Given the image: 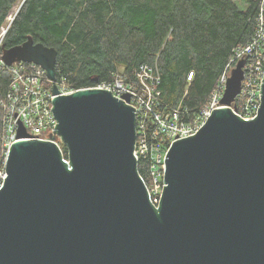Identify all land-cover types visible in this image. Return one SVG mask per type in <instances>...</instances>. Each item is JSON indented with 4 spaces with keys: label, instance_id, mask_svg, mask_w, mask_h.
I'll list each match as a JSON object with an SVG mask.
<instances>
[{
    "label": "water",
    "instance_id": "obj_1",
    "mask_svg": "<svg viewBox=\"0 0 264 264\" xmlns=\"http://www.w3.org/2000/svg\"><path fill=\"white\" fill-rule=\"evenodd\" d=\"M57 55L29 37L1 56L47 72L71 166L20 128L0 190V264H264V77L256 117L241 119L246 59L231 70L221 107L168 151L156 209L134 157L136 111L105 90L60 96Z\"/></svg>",
    "mask_w": 264,
    "mask_h": 264
},
{
    "label": "trees",
    "instance_id": "obj_2",
    "mask_svg": "<svg viewBox=\"0 0 264 264\" xmlns=\"http://www.w3.org/2000/svg\"><path fill=\"white\" fill-rule=\"evenodd\" d=\"M238 1L0 0V30L20 3L2 53L29 37L54 48L57 79L79 90L112 82L117 73L133 82L142 66H157L161 109L181 106L189 122L209 102L234 51L256 35L263 0ZM9 84L0 67V101ZM2 116L0 107V154Z\"/></svg>",
    "mask_w": 264,
    "mask_h": 264
},
{
    "label": "built area",
    "instance_id": "obj_3",
    "mask_svg": "<svg viewBox=\"0 0 264 264\" xmlns=\"http://www.w3.org/2000/svg\"><path fill=\"white\" fill-rule=\"evenodd\" d=\"M260 11L255 37L247 46L234 51L226 72L221 77L209 102L189 122L184 120V111L181 106L161 109V92L158 88L161 79L157 66H142L133 82H128L122 74L117 73L112 82L86 88L108 91L115 99L136 111L134 157L150 202L156 209L160 207L164 190L165 157L172 144L197 133L205 125L210 114L221 107L220 101L230 72L243 59H246L245 77L234 113L241 119L251 120L256 117L261 104L260 88L264 77V0ZM1 56L2 54L0 67L8 71L10 84L7 93L0 101L3 113L0 190L8 176L7 164L10 149L21 141L18 139V131L21 127L30 136V140L56 144L62 153L63 161L69 167L71 166L67 147L62 138L54 133L57 120L53 113V100L57 96L53 94L54 84L48 79L47 72L41 66L25 62H17L7 67L1 61ZM192 76L193 73H190L188 80H191ZM56 86L60 96H70L80 90H86L73 88L66 77L57 79ZM127 96L130 98L129 101L125 99Z\"/></svg>",
    "mask_w": 264,
    "mask_h": 264
},
{
    "label": "rangeland",
    "instance_id": "obj_4",
    "mask_svg": "<svg viewBox=\"0 0 264 264\" xmlns=\"http://www.w3.org/2000/svg\"><path fill=\"white\" fill-rule=\"evenodd\" d=\"M237 2H239L238 0H236ZM19 4L20 3H18L17 5H16V7L14 8V10H13V13H12V15L8 18V20H7V23H6V25L5 26H3L2 28H1V30H0V55L2 54V50H3V41H4V39H3V37H4V34H7V28L12 24V22H13V20H14V16L13 15H15L16 14V12L18 11V9L20 8L19 7ZM240 9H243V7H239ZM6 32V33H5ZM6 36V35H5ZM5 38V37H4Z\"/></svg>",
    "mask_w": 264,
    "mask_h": 264
}]
</instances>
